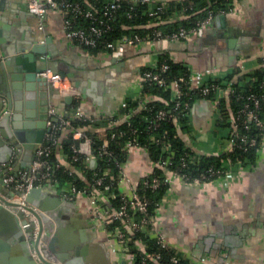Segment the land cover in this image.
Instances as JSON below:
<instances>
[{
	"label": "crops",
	"instance_id": "crops-1",
	"mask_svg": "<svg viewBox=\"0 0 264 264\" xmlns=\"http://www.w3.org/2000/svg\"><path fill=\"white\" fill-rule=\"evenodd\" d=\"M166 1L145 0L149 8ZM26 3L27 0H0V34L6 42L11 38L29 39L38 30V18ZM173 15V19L184 17L182 13ZM42 19L41 38H48L44 56L54 68L68 72L65 81L78 88L68 103L63 99L66 94L53 86L49 103L66 117L78 106L83 116L92 120L114 115L122 119L124 115L119 111L126 97L143 98L142 103L153 97L142 92L141 69L156 65L162 54L188 68L193 87L229 73L236 80L264 65V0H233L230 9L216 12L208 23L182 38L142 40L124 44L122 51H93L67 38L58 8H48ZM245 80L246 77L239 82ZM227 94L228 87H221L212 96L196 97L190 106L189 128L179 134L198 154H217L230 148L229 128L217 124L218 119L232 117L228 104H221ZM88 128L100 139L108 133L105 125L92 127L91 123L79 129ZM70 131V126L61 130L53 149L57 160L66 165L59 143ZM8 151V147L0 145V160L10 158ZM90 158L93 155L86 158L87 163L95 165ZM19 162L18 159L15 167ZM0 164L1 176L6 167ZM154 166L145 147H128L119 191L130 193ZM224 166L223 174L206 181H184L166 171L168 185L154 209L150 235L160 234L187 264H264V134L253 162H226ZM70 185L69 181L54 179L38 185L39 195L48 202L57 197L61 200L55 203L60 224L53 248L67 246L72 250L78 246L89 264H133L130 253L110 235L105 222L93 214L87 194L63 196ZM98 195L102 205H111L108 194L100 190ZM135 245L143 247L140 240ZM0 264L23 263L19 252L0 247Z\"/></svg>",
	"mask_w": 264,
	"mask_h": 264
},
{
	"label": "trees",
	"instance_id": "trees-1",
	"mask_svg": "<svg viewBox=\"0 0 264 264\" xmlns=\"http://www.w3.org/2000/svg\"><path fill=\"white\" fill-rule=\"evenodd\" d=\"M89 5L88 0H80ZM121 4L116 9L114 16L110 19L112 28L105 33L104 38L107 40L117 41L121 36L126 34H145L150 32L152 28H160L163 32H171L180 26L189 28L193 26L197 19L204 17L208 11L216 12L228 10L233 5V0H167L162 4V8L156 13L149 15V8L145 1L139 0L132 2L129 0H120ZM182 13L184 17L173 19V14ZM93 51L97 49H106L102 46L90 47ZM165 61L168 63L166 74L168 77H176L183 75L189 81L188 68L180 63L169 59L166 55H160L158 62ZM146 68H142L141 72ZM233 73L227 74L223 78H214L202 85H210L212 83L219 87H228V94L225 101L221 104H228L231 111L232 119H218L217 124L227 126L229 128L228 138L233 140V145L226 151L217 154H198L189 146H187L180 136L179 131L188 130L189 109L196 97H209L215 92V89H210L206 94L199 92V87H193L186 95L179 97L180 104L174 109L173 106L177 98L174 97L170 87H161L154 83L142 81V92L153 96L142 103L143 98L126 97L121 105L120 111L124 117L118 120L114 115L111 118L103 120H92L89 118L72 119L71 126L80 128L91 123L92 127L106 126L109 137L106 147H102L103 139L96 136L95 132L89 129L82 131L83 136L80 139H74L71 131L60 139V148L66 156L67 164L60 163L58 168L53 172V176L49 179L59 181H69L78 189L96 185L94 178L102 176V183L96 187L109 195V201L112 207H117L119 204V189L118 181L120 178V170L118 165L126 159L127 142L136 143L138 146L145 147L150 158L155 166L150 174L140 178L136 184V189L139 193L145 194L149 198L148 214L152 217L154 209L158 205L160 198L168 185V182L163 181L158 187L150 188L143 187L142 180L151 176H159L165 180V171L176 169L179 173L185 175L184 181H194L201 178V175L208 173V167L214 169L225 168L224 163L230 162H253L256 159L260 143L264 131L260 129L254 120H248L247 116L240 113L243 103L247 101V96L252 93H261L264 90V65L257 69L251 70L243 74L236 80H232ZM246 80L240 83L239 79ZM183 100L188 102V105L183 104ZM251 106V103H249ZM164 108L170 113L165 119L159 121L158 125L153 128L151 122L156 110ZM260 119L264 120V107L258 110ZM246 118L247 127L243 126V119ZM108 120H115L114 123L108 125ZM113 136L110 137V134ZM60 134V133H59ZM241 135H245L247 139L254 138L252 143L244 142L240 139ZM87 136L90 139V146L93 158L96 164L91 166L87 163L83 154L77 153L76 158L73 151V144H77L79 140ZM164 142L169 146L166 150L162 143L152 140L155 137H162ZM52 148L51 158H55ZM172 152V153H170ZM168 154L170 162L165 166H160L158 161L164 159ZM184 159V160H183ZM222 174V173H221ZM214 173L210 179L221 175ZM209 180L204 177L200 181ZM38 182V183H42ZM104 185L108 187L105 188ZM115 226L124 228L123 222L120 219H107L105 227L108 231ZM125 229V228H124ZM127 232L128 238L124 244L128 252L135 255L133 264H138L139 258L143 253L158 251L159 258L156 260L150 259V264H173L170 262V255L174 254L178 257V264H187L181 256L170 247H161L156 242V237L149 235L143 231ZM140 240L144 245L138 248L135 241Z\"/></svg>",
	"mask_w": 264,
	"mask_h": 264
},
{
	"label": "built area",
	"instance_id": "built-area-1",
	"mask_svg": "<svg viewBox=\"0 0 264 264\" xmlns=\"http://www.w3.org/2000/svg\"><path fill=\"white\" fill-rule=\"evenodd\" d=\"M145 1V0H142ZM89 5H86L85 2L80 0H27V9L34 15L37 16L39 24L38 29L43 30V15L48 8H58L63 14V28L65 35L72 41H75L78 44L87 47H98L102 46L106 49H115L117 51H122L124 44H132L142 40L148 39H161V38H182L186 36L191 30H195L198 27L208 23L213 17L212 11H208L207 14L196 20L195 24L189 28L180 26L174 31L163 32L160 28H152L150 32L145 34H126L121 36L117 41L107 40L104 38L106 32H108L112 26L110 19L114 16L116 9L120 6V0H88ZM162 8V4H158L155 9H149L147 14L152 15L156 13L158 9ZM168 68V63L165 61L158 62L152 67L141 72L142 81H147L148 83H154L163 88L170 87L173 91L174 97L177 98L173 106L176 109L179 104V97L182 95L188 94L192 91L193 86L190 84V81L186 79L183 75L176 77H168L166 70ZM40 74L46 76L47 80L56 87L60 94H76V88L71 85L68 81L66 82L65 76H61L59 73H52L50 69H45L40 72ZM221 88L216 84L212 83L210 85L200 86L199 92L201 94H206L210 89ZM229 90V88H228ZM247 101L243 103V106L240 109V113L247 116V119L254 120L258 127L264 131V120L259 117V109L261 106L264 107V90L261 93L252 92L247 96ZM251 103V106H249ZM123 104V103H122ZM185 106L188 105V102L183 100ZM170 113L164 108H159L156 110L151 126L155 128L159 121L165 119ZM82 111L77 106L70 117L63 116L59 114L55 106L51 103H48L47 106V118L46 126L49 130L46 132V136L42 142L38 144L34 150L33 156L28 164V167L15 169V164H17L18 158L13 156L10 158V161L5 165V172L1 175L2 183L5 186H12L15 190L19 191V194H13L12 197L7 198L9 201L16 202V209L21 210L24 215H32L29 206L31 203L27 200V194L34 186H38L41 181L51 178L53 172L58 168L60 162L57 158H51L52 148L58 142L59 133L61 130L70 126L71 135L74 139H80L83 136L82 131L79 128L71 126L72 119H84ZM232 119V117H231ZM109 123H114L115 120H108ZM243 126L247 127L246 118L243 119ZM113 136V133L110 134V137ZM109 134L107 133L106 138L103 139L102 147H106L107 139ZM162 137H155L152 140L164 145V149H168L169 146L164 142ZM240 139L244 142L252 143L254 138L247 139L245 135H241ZM230 148L233 145V140L230 138ZM127 147L132 145H137L136 143L132 144L127 142ZM73 151L75 153L74 157L76 158L77 153L83 154L84 158H89L92 155L90 139L87 136H84L83 139L79 140L77 144H73ZM172 153V152H170ZM171 154H168L164 159L158 161L160 166L167 165L170 160L169 157ZM184 160V159H183ZM120 170V177H122V163L118 165ZM174 176H178L184 180L185 175L179 173L178 170H166ZM165 171V180L159 176H151L150 178H144L142 180L143 187L156 188L163 181L168 182ZM225 168L214 169L212 166L208 167V173L201 175V178H208L214 173H224ZM201 178L196 180L200 181ZM55 179V178H54ZM102 183V176H97L94 178V184L84 189H78L73 184L70 185L67 191H64L62 194L65 197L71 198L78 193H84L89 196L90 203L92 205L93 214L103 220L104 222L109 219H120L123 222L124 228L120 226H115L112 230L109 231L110 235L118 239L125 250L126 246L124 241L127 236V232L134 231H143L147 234L152 232V217L148 214V204L149 198L142 193H139L135 188L131 190L130 193H119V204L117 207H112L111 205H102L99 197V191L96 186ZM107 188V185H104ZM109 197V196H107ZM6 207L12 209L11 205L5 204ZM35 208V207H33ZM33 221L35 217L32 215ZM29 225V221L21 223V227L24 228ZM37 233V224L33 226L32 231L27 235V239H33ZM156 237V242L161 247H167L166 242L160 234L153 235ZM31 242V241H29ZM144 246V245H143ZM130 253V252H129ZM133 262L135 260V255L130 253ZM160 256L158 251H152L148 253H143L138 261V264H150L149 260H157ZM169 260L173 264H178V257L174 254L170 255Z\"/></svg>",
	"mask_w": 264,
	"mask_h": 264
},
{
	"label": "water",
	"instance_id": "water-1",
	"mask_svg": "<svg viewBox=\"0 0 264 264\" xmlns=\"http://www.w3.org/2000/svg\"><path fill=\"white\" fill-rule=\"evenodd\" d=\"M41 34L38 29L29 39L11 38L7 42L0 34V145L8 147V157L14 154L19 159L15 169L28 167L34 150L49 130L46 126L47 106L55 88L40 72L50 69L61 76L69 75L54 68L44 56L48 38H41ZM63 99L70 103L72 94L64 95ZM10 158L0 160V163L5 167ZM90 162L95 163V158H90ZM40 191V186H34L27 194L31 203L29 209L35 217L33 221L32 215H24L16 209V202L7 200L19 191L5 186L0 176V247L19 252L23 264H89L78 246L72 250L67 246L53 248L52 241L60 224L59 208L55 203L61 200L57 197L50 203L39 195ZM5 204L11 205L12 209ZM26 220L29 225L22 228L21 223ZM35 223L37 233L28 240L26 237Z\"/></svg>",
	"mask_w": 264,
	"mask_h": 264
}]
</instances>
